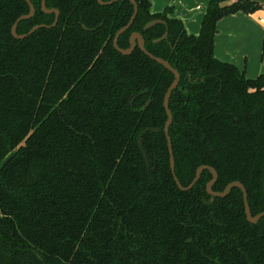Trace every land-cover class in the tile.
I'll return each mask as SVG.
<instances>
[{
  "label": "trees",
  "instance_id": "1",
  "mask_svg": "<svg viewBox=\"0 0 264 264\" xmlns=\"http://www.w3.org/2000/svg\"><path fill=\"white\" fill-rule=\"evenodd\" d=\"M31 1L19 34L53 24ZM135 1L117 45L139 32L179 73L168 103L179 182L209 165L212 190L240 181L251 215L264 211V74L248 78L213 54L217 21L262 5L209 0L194 35L172 7ZM46 4L56 25L18 39L12 26L30 6L0 0V264H264V216L246 219L239 188L211 196L208 169L190 189L176 185L163 130L173 74L137 45H113L132 3Z\"/></svg>",
  "mask_w": 264,
  "mask_h": 264
},
{
  "label": "crops",
  "instance_id": "2",
  "mask_svg": "<svg viewBox=\"0 0 264 264\" xmlns=\"http://www.w3.org/2000/svg\"><path fill=\"white\" fill-rule=\"evenodd\" d=\"M209 0H151L152 12L173 7V15L180 19L188 34H198ZM236 0H228L232 3ZM261 8L251 13L238 11L217 21L213 40L216 58L234 64L248 78L264 74V0H252Z\"/></svg>",
  "mask_w": 264,
  "mask_h": 264
},
{
  "label": "water",
  "instance_id": "3",
  "mask_svg": "<svg viewBox=\"0 0 264 264\" xmlns=\"http://www.w3.org/2000/svg\"><path fill=\"white\" fill-rule=\"evenodd\" d=\"M26 1L28 2L29 6H30L29 13L21 15L15 21V23L12 26V34L15 38H18V39L26 38L27 36L31 35L33 32H35L37 29H39L41 27L55 26L57 23V19H58L59 11L57 9H49L47 7L46 0H42V3H41L42 10L45 12H54L55 13V18H54L53 24H51V25L38 24V25H35L33 28H31L28 32L23 33V34H19L17 32L19 22L23 19L33 17L35 15V12H36V8H35V5L33 4V2L31 0H26ZM115 1H118V0H109L106 2H104L103 0H98V2L101 4H111ZM129 1L133 5V12L131 14L129 21L124 26L119 28L117 30V32L115 33V36L113 38V45H114L115 49L122 54L131 53L132 50L134 49L135 45H137L142 52H144L150 58H152L153 60H155L156 62H158L162 66H164L166 69H168L173 74V80H172L171 84L169 85V87L167 88V90L164 94V97H163V106H164V109H165L166 115H167L163 130H164L165 138L167 141V149H168V154H169V166H170V170H171V173H172V176H173V179H174L176 185L181 190H188L194 185L196 180L199 178L201 171L203 169H208L211 172L212 177L206 184L207 193L210 194L211 196H215V197H224L229 193V191L232 187L239 188L242 192V198H243V203H244V212H245L246 219L251 223L257 222L262 216H264V211H261L254 216L251 215L249 204L247 202L246 189L240 181L229 182L221 192H217V191L212 190L211 187L216 182V179H217V171L213 167H211L209 165H200L196 169L194 178L192 179V181L187 186H182L181 183L179 182V180L175 174L174 157H173V151L171 148V139H170V136L168 133V128H169V125L172 121V113H171V110L169 108L168 103H169L170 94H171L172 90L177 86L180 76H179L178 71L173 66H171V64L167 60H165L161 57L154 56L153 54H151L150 52H148L146 50L143 37L139 32H132V34L130 35V38H129V47L128 48L122 49L117 45V40H118L119 35L122 32H124L130 26V24L133 22V20L136 16V13H137L136 1L135 0H129ZM154 22H155V20L148 22L144 26V29H147L148 27H150ZM138 144H139L140 149L143 151V146H142V142H141V134L139 136ZM143 155H144L145 162L149 168L148 158H147L146 154L144 153V151H143ZM149 170L154 172L156 170V164H154V166L152 168H149Z\"/></svg>",
  "mask_w": 264,
  "mask_h": 264
},
{
  "label": "rangeland",
  "instance_id": "4",
  "mask_svg": "<svg viewBox=\"0 0 264 264\" xmlns=\"http://www.w3.org/2000/svg\"><path fill=\"white\" fill-rule=\"evenodd\" d=\"M171 6H173V5H171ZM171 6H170V7H171ZM171 15H173V7H172V9H171Z\"/></svg>",
  "mask_w": 264,
  "mask_h": 264
}]
</instances>
